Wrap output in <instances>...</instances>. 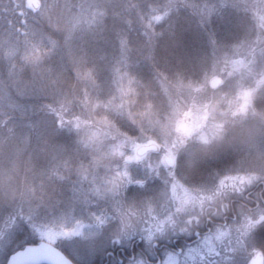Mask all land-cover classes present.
<instances>
[{
  "label": "snow or ice",
  "instance_id": "obj_1",
  "mask_svg": "<svg viewBox=\"0 0 264 264\" xmlns=\"http://www.w3.org/2000/svg\"><path fill=\"white\" fill-rule=\"evenodd\" d=\"M201 73L264 105V0H0V264H264V144L209 139L207 113L160 143L164 114L132 111Z\"/></svg>",
  "mask_w": 264,
  "mask_h": 264
},
{
  "label": "rangeland",
  "instance_id": "obj_2",
  "mask_svg": "<svg viewBox=\"0 0 264 264\" xmlns=\"http://www.w3.org/2000/svg\"><path fill=\"white\" fill-rule=\"evenodd\" d=\"M209 69L211 73L210 66ZM193 84L198 86L199 90L194 91L185 87L182 95H179L171 86L169 87L166 92L168 103L175 100L179 104V110L175 114H172L170 110H168V114L164 112V115L160 117L161 123L152 125L155 129L153 137L157 142L162 143L165 139L171 140L177 136L189 137L201 126L204 122V115L207 113V124L210 127L209 139H212V132L216 131L218 127L223 139L236 144L241 150L264 144V136L259 134V128L264 126L262 123L264 122V105H254L255 115L252 113V108L246 112L239 111L241 102L237 98L238 95L243 89L256 88L252 78L248 76L233 78L224 87L213 91H211L206 77L202 83ZM253 95H264V86H261L260 91ZM188 112L191 115H185ZM234 112L235 115H233ZM153 114V119H155L157 112H153ZM189 144H191V139H186L185 147ZM202 148V144H197L193 150L201 151ZM110 247H106L99 254L101 260Z\"/></svg>",
  "mask_w": 264,
  "mask_h": 264
},
{
  "label": "trees",
  "instance_id": "obj_3",
  "mask_svg": "<svg viewBox=\"0 0 264 264\" xmlns=\"http://www.w3.org/2000/svg\"><path fill=\"white\" fill-rule=\"evenodd\" d=\"M213 27L216 29L217 34L219 36L226 35L225 32L221 31L218 25H214ZM191 39H192L193 51L200 50L205 46V37L203 35H197L196 33H192ZM208 72L210 73L209 68H208ZM192 79H193V83L199 84L204 81L205 75L201 73L198 76L193 77ZM187 81H188V76L186 74L185 82L187 83ZM203 89H206V87H203ZM167 99H168L167 93L161 89L160 85L157 83L156 80L145 79L144 86L139 88L137 103L133 107L132 111L134 113H139L145 108L146 104L151 103L153 112H157V114H163L164 112L167 113L168 111L166 112V109L168 108L169 105ZM95 115L100 118L107 116L109 120H114L117 123L121 122L119 120H116V117H114L111 112H105L103 108L98 109ZM136 118H140V117L137 116ZM124 120L125 121L127 120L126 116L124 117Z\"/></svg>",
  "mask_w": 264,
  "mask_h": 264
},
{
  "label": "flooded vegetation",
  "instance_id": "obj_4",
  "mask_svg": "<svg viewBox=\"0 0 264 264\" xmlns=\"http://www.w3.org/2000/svg\"><path fill=\"white\" fill-rule=\"evenodd\" d=\"M111 251L113 252V254H111ZM123 254L124 253L121 250L110 247L107 250L102 261L104 262V264H113V261L123 256Z\"/></svg>",
  "mask_w": 264,
  "mask_h": 264
},
{
  "label": "clouds",
  "instance_id": "obj_5",
  "mask_svg": "<svg viewBox=\"0 0 264 264\" xmlns=\"http://www.w3.org/2000/svg\"><path fill=\"white\" fill-rule=\"evenodd\" d=\"M262 123H264V122H262ZM259 134L261 136H264V126H262V127L259 128Z\"/></svg>",
  "mask_w": 264,
  "mask_h": 264
},
{
  "label": "water",
  "instance_id": "obj_6",
  "mask_svg": "<svg viewBox=\"0 0 264 264\" xmlns=\"http://www.w3.org/2000/svg\"><path fill=\"white\" fill-rule=\"evenodd\" d=\"M111 254H113V252H111Z\"/></svg>",
  "mask_w": 264,
  "mask_h": 264
}]
</instances>
